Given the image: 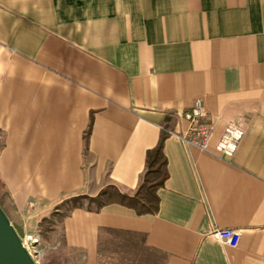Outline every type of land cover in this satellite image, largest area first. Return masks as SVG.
<instances>
[{
    "label": "crops",
    "instance_id": "obj_1",
    "mask_svg": "<svg viewBox=\"0 0 264 264\" xmlns=\"http://www.w3.org/2000/svg\"><path fill=\"white\" fill-rule=\"evenodd\" d=\"M197 100L209 152L177 137ZM235 121L243 138L224 157ZM166 132L156 215L84 207L40 233L65 200L133 195ZM0 180L18 234L61 238L64 264H128L113 241L154 264H264V0H0ZM224 229L242 231L237 248L212 238Z\"/></svg>",
    "mask_w": 264,
    "mask_h": 264
},
{
    "label": "trees",
    "instance_id": "obj_2",
    "mask_svg": "<svg viewBox=\"0 0 264 264\" xmlns=\"http://www.w3.org/2000/svg\"><path fill=\"white\" fill-rule=\"evenodd\" d=\"M92 127L93 120L91 119L89 128L84 135V153L86 155L89 152ZM168 136L169 134L167 132L162 134L159 144L154 149L148 151L146 157V171L142 177L140 187L133 195L121 193L116 187L109 186L96 197H73L62 203V205L66 207L63 219H65L74 210L84 208L85 206L83 204V200L88 201L90 205H94V209L91 207L88 209L95 210L96 212H99L105 206L118 204L134 210L138 216L156 215L160 207L158 192L164 187L168 179L167 159L164 155V143ZM0 207L13 224L14 228H19L18 215L14 202L1 180ZM46 222H51L50 218L44 219L41 223V227H43ZM53 230L54 226L49 225L45 228L42 234L46 235Z\"/></svg>",
    "mask_w": 264,
    "mask_h": 264
},
{
    "label": "built area",
    "instance_id": "obj_3",
    "mask_svg": "<svg viewBox=\"0 0 264 264\" xmlns=\"http://www.w3.org/2000/svg\"><path fill=\"white\" fill-rule=\"evenodd\" d=\"M206 110L201 100H197L191 112L184 115L188 128L178 139L185 145L195 147L203 152H209V146L214 133V127L204 121ZM243 138V131L239 121L231 122L224 133L223 140L217 146L220 155L231 157L237 151ZM242 231L239 229L217 230L212 234L219 243L237 248L240 244Z\"/></svg>",
    "mask_w": 264,
    "mask_h": 264
},
{
    "label": "rangeland",
    "instance_id": "obj_4",
    "mask_svg": "<svg viewBox=\"0 0 264 264\" xmlns=\"http://www.w3.org/2000/svg\"><path fill=\"white\" fill-rule=\"evenodd\" d=\"M83 204L87 208L94 209V205H90L88 201L83 200ZM66 211V207L60 204L56 212H54L49 218L51 222H46L41 228V234L44 232L45 228L49 225H53L55 229L61 226L63 221V214ZM57 213V214H55ZM20 236V235H19ZM22 241L27 247L28 253L35 264H56L60 262L64 264L65 259L58 254L63 252V241L59 238V244L55 248H49L45 245H34V240L27 239L26 237H21ZM52 244V241H51ZM106 253L112 254L113 258L120 263L128 264H154L155 253L147 251L143 244L137 242L135 245L121 244V242L116 243L113 241L108 246L104 248ZM109 251V252H108ZM129 253V254H127Z\"/></svg>",
    "mask_w": 264,
    "mask_h": 264
},
{
    "label": "water",
    "instance_id": "obj_5",
    "mask_svg": "<svg viewBox=\"0 0 264 264\" xmlns=\"http://www.w3.org/2000/svg\"><path fill=\"white\" fill-rule=\"evenodd\" d=\"M0 264H35L18 232L0 207Z\"/></svg>",
    "mask_w": 264,
    "mask_h": 264
}]
</instances>
